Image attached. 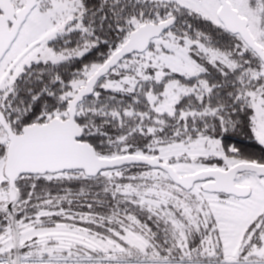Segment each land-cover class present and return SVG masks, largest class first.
<instances>
[{
	"label": "snow or ice",
	"instance_id": "obj_1",
	"mask_svg": "<svg viewBox=\"0 0 264 264\" xmlns=\"http://www.w3.org/2000/svg\"><path fill=\"white\" fill-rule=\"evenodd\" d=\"M0 264H264V0H0Z\"/></svg>",
	"mask_w": 264,
	"mask_h": 264
}]
</instances>
